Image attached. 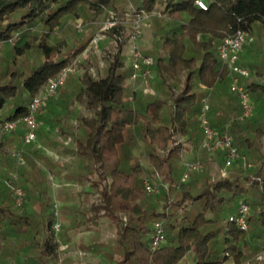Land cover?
Masks as SVG:
<instances>
[{"label":"trees","instance_id":"trees-1","mask_svg":"<svg viewBox=\"0 0 264 264\" xmlns=\"http://www.w3.org/2000/svg\"><path fill=\"white\" fill-rule=\"evenodd\" d=\"M129 2L133 17L147 13L155 18L152 37L156 46L150 54L153 82L161 93L126 91L128 68L122 51L128 34L117 24L107 31L117 44L105 74L94 76L84 70L70 98L59 97L64 91L60 86L58 95L42 106L44 113L38 120L59 124L73 102L89 110V115L75 116L79 133L70 129L75 140L71 153L81 171L77 180L90 181L99 194L92 205L94 220L108 217L115 224L114 250H109L113 264H184L187 255L193 264H251L257 251L264 250V82L260 80L264 51L254 53L251 60L238 59L257 75L241 79L254 109L249 117L240 119L241 105L230 89V75L219 59L218 45L236 30L251 34L255 26L264 29V0H205V9L194 0H0V43L11 46L6 62L13 67L3 66L0 71V126L25 114L29 101L48 79L87 45L89 40L74 49H65L60 40L49 43L67 17L98 16L106 9L117 13L119 4ZM39 23L44 29L34 32ZM16 34L19 38L11 43ZM31 50L39 60L24 74L14 67L15 57ZM251 50L247 48L246 56ZM210 94L211 125L231 135L245 163L236 160L228 166V174L215 181L207 167L190 170L187 181L180 183L177 155L182 144L173 143L178 137L193 145L200 143L198 115L204 97ZM23 134L20 125L0 141V158L13 160L11 170L0 169V240L10 232L22 239L21 246L29 252L19 264H53L55 216L45 173L25 170L4 147L6 138L18 141L17 149H29L32 143L26 144ZM171 144L167 153L160 152ZM217 153L224 163L223 151ZM143 156L169 185L168 195L161 188V197L167 201L162 209L158 199L144 190ZM206 158L207 152L202 157L205 166ZM17 184L27 194V202L19 207L11 196ZM241 202L250 207L246 230L229 220ZM158 219L166 238L152 251L149 241ZM116 253L119 259L114 261Z\"/></svg>","mask_w":264,"mask_h":264},{"label":"rangeland","instance_id":"rangeland-1","mask_svg":"<svg viewBox=\"0 0 264 264\" xmlns=\"http://www.w3.org/2000/svg\"><path fill=\"white\" fill-rule=\"evenodd\" d=\"M119 12L116 13V11L112 9H106L102 14L98 16H79V17H67L63 23V25L59 28H56L54 32L52 33L51 38L49 39V43H54L57 40H60L63 42L64 48L72 47L73 49L77 47L78 45L88 41L87 45L85 48L76 54L78 55V63L76 65V70L67 78L66 82L60 87V90H64L63 94H61L59 97L66 96V97H71V92L75 91L77 89V77L84 71L88 70L90 71L94 76H102L105 74L106 68L109 64V57L110 55L116 50V41L113 37L108 35V33L104 34L96 43L90 42L91 37L93 34L97 31L98 26L101 21H104L106 18L109 17V15L114 14L117 19H118V24L122 25L123 30L125 33H129V31L132 29V20L135 18L131 15L130 9L132 7L131 3L129 2L128 4H119ZM143 16V19L141 21V31H140V36L138 40V45L140 49L144 52H147L150 56L152 54L154 49H155V42L152 37V28L155 23V18L151 14L143 13L141 14ZM78 22H81L83 25L82 30H78L76 25ZM34 32H40L42 29H44L42 24H37L34 27ZM251 35V41L243 47V49L239 52V61L246 59H253L254 53L260 51H264V29L255 26L253 29V32L250 34ZM10 45L6 43H0V71L3 69V66L6 67L8 66V69L13 68L11 64L7 65V55L9 54L10 51ZM251 47V51L248 52L249 56H246L247 54V48ZM128 40L126 39V42L123 45V57L124 61L126 63V68H128V76L124 81L126 91H134L137 90L141 92L143 95H146L148 93H161L160 88L156 86V83H154V78L155 76H149L145 79L139 78L137 80H131L130 79V67H129V62H128ZM152 57V56H151ZM15 66L18 69H21L24 74H26L30 69L31 66H33L35 63L38 62L39 58L35 50L28 51L26 54L21 55V56H16L15 57ZM253 73L250 78H256L257 75H255L254 70L252 69ZM260 80L264 82V74L260 76ZM41 90V89H40ZM59 90V91H60ZM58 91V93H59ZM40 92V91H39ZM57 93V95H58ZM207 100L209 99V104L212 101V95H207L206 97ZM69 109H71L70 112H68V115L65 117H62L64 119L63 124L65 128H69V125H73L72 121L74 120V123L76 124L78 122V119H76V115L78 113L84 115H89L90 112L87 110L83 104L79 102H73L70 103ZM78 110V113L75 112ZM66 111V110H65ZM83 112V113H82ZM44 113V112H42ZM41 113V114H42ZM65 113V112H64ZM72 118L73 120H70ZM61 119V120H62ZM62 121L60 124L57 126H61ZM66 123V124H65ZM72 123V124H71ZM61 132V131H60ZM63 134V133H62ZM64 137V136H63ZM181 141V142H180ZM35 141L31 142L32 145L29 147V149H17L21 151V154L23 156V166L25 170H28L30 172H35L38 171L39 165L36 162L39 159V156L37 154L32 153V147ZM179 143L182 144L181 149L178 152V166L181 172L184 170V163L185 162H190L194 160H199L202 164V167L200 169H197V171H201L204 169V167H207V171L209 172L210 179L212 181L217 180L219 177L227 175L229 172V167H224L223 163H220V159L218 157L217 152H208L204 150V148L200 147V143L193 145L192 143H188L184 141L182 137H178L173 144ZM188 144V145H187ZM140 145L142 143L140 142ZM261 145L264 149V136L261 138ZM171 145H168L167 148L161 149V153L165 154L168 152V150L171 148ZM48 152H51L48 150ZM135 153L139 152V150L135 149ZM207 152V166H205L204 160H202V157L204 154ZM8 154H12L13 152L11 150H8ZM10 158H13V155H9ZM42 157H44L42 155ZM44 159H48L45 157ZM15 160V159H14ZM15 162V161H14ZM141 162L143 164V167L145 169V172L143 173V178L148 177L153 183L160 185L161 183H166L162 179V176L158 171H156L154 168H152L148 163L147 159L145 156L142 157ZM9 164H13V160H9ZM48 175H45L44 181L48 180ZM181 177V176H180ZM84 180H80V184ZM49 179V183H50ZM48 182L46 183V186L50 185ZM90 183V181H89ZM19 185V184H17ZM90 185V184H89ZM48 189V188H47ZM162 192H160L159 195H152L154 198L158 199L159 201V207L162 209V205L167 203L166 199L161 197ZM50 197V195H49ZM168 202L171 200V197L168 196ZM95 201L99 200V194L97 191H95ZM51 199V198H50ZM52 203V209L54 212V206L53 202ZM239 206V205H238ZM250 211V207H249ZM100 219V218H99ZM98 219V220H99ZM161 220V219H158ZM95 236H98L102 238L103 240L108 241L109 249L112 250L115 243V224L113 220H111L108 217H103V219L95 226L94 230ZM114 250V249H113ZM119 259V255L116 253L114 255V261ZM251 264H264V250L263 251H257V255L255 258L251 259L250 262ZM54 264V263H53ZM88 264V262H87ZM91 264V263H89ZM122 264H129V263H122ZM184 264H193L192 261L190 260V256L187 255ZM228 264H233L232 262H228Z\"/></svg>","mask_w":264,"mask_h":264},{"label":"built area","instance_id":"built-area-1","mask_svg":"<svg viewBox=\"0 0 264 264\" xmlns=\"http://www.w3.org/2000/svg\"><path fill=\"white\" fill-rule=\"evenodd\" d=\"M195 4L200 8L205 9L207 4L205 0H194ZM143 16L138 14L132 20V29L128 33V62L130 67V79L137 80L139 78L145 79L153 75L152 57L144 53L139 45L138 40L141 31V21ZM118 19L114 14L109 15L104 21H101L97 31L93 34L90 42L96 43L104 34L111 28L118 24ZM78 30L83 29L81 22L76 25ZM19 38L16 34L11 40L14 43ZM251 41V35L244 30H236L233 33L225 35L218 45V56L221 63L226 67L230 75V89L237 94L241 105L240 119H245L252 114L254 103L248 91L241 84V79L250 78L253 71L238 63L239 52ZM78 63V55L74 56L56 75L48 79L43 88L35 94L27 105V111L22 116L16 119L4 121L0 126V141L2 136L13 132L20 125L24 128L23 139L26 143H31L36 139V130L39 125L38 116L42 111V106L52 97L57 94V90L62 86L67 78L76 70ZM210 111V104L207 98L202 101V107L198 115L199 123L202 130V138L200 140V147L208 152L223 151L224 153V167L232 165L236 160L241 159L245 163V157L239 152V149L233 143L231 135L227 132H219L214 128L209 120L208 113ZM18 163H23V156L20 151H13ZM251 167L250 163H246ZM202 167L199 160H194L184 163V170L180 177V183L186 182L189 177L190 170H197ZM15 179L16 176H15ZM144 190L149 195H159L161 188L165 193H169V185L161 183L160 185L153 183L148 177L142 180ZM11 196L14 204L19 207L27 202L26 191L20 185L12 187ZM54 222L52 228L54 232L60 230V221L57 218L58 212L54 204ZM249 213V206L245 202H241L238 211L234 215L229 216L230 221H234L238 228L246 230L248 228L247 216ZM165 230L163 222L157 220L153 223V230L151 233L149 248L150 250L158 249L165 242Z\"/></svg>","mask_w":264,"mask_h":264},{"label":"crops","instance_id":"crops-1","mask_svg":"<svg viewBox=\"0 0 264 264\" xmlns=\"http://www.w3.org/2000/svg\"><path fill=\"white\" fill-rule=\"evenodd\" d=\"M75 112L78 113V110ZM70 120L73 119L70 118ZM61 121V126H57L58 124L56 125L52 120L49 123L39 122V131L36 132L32 147L33 154L40 153L44 156L36 162L39 169L46 176L48 175L46 183H49V179L51 181L47 187V193L53 205H56L57 218L61 224L60 230L55 233L57 247L54 264H87V262L88 264H113L107 244L109 239L103 240L94 233L95 226L103 219L101 217L95 221L93 216L92 205L96 200V190L89 185L88 180H84L81 184L80 180H77V175L81 171L78 167L76 168V157L71 153L75 140L70 134V129L79 133L78 122L75 124L73 120V125L65 128L64 119ZM17 146L18 141L5 138V149L13 152L17 150ZM46 156L49 157L47 160L44 159ZM0 169L11 170L9 160L1 157ZM21 241V238L14 237L11 232L5 239L0 240V263L22 262L29 251L25 249V246H21Z\"/></svg>","mask_w":264,"mask_h":264}]
</instances>
